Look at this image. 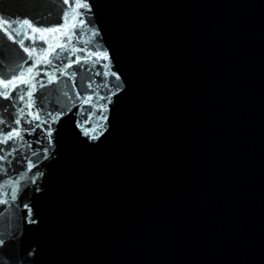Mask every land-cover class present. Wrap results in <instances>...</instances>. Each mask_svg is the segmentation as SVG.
<instances>
[{
	"label": "water",
	"instance_id": "obj_1",
	"mask_svg": "<svg viewBox=\"0 0 264 264\" xmlns=\"http://www.w3.org/2000/svg\"><path fill=\"white\" fill-rule=\"evenodd\" d=\"M89 3L83 40L109 53L119 87L98 139L78 126L91 116L87 104L53 125L42 175L0 204V219L11 221L0 256L7 264H264V0ZM65 7L0 0V23L35 17L58 27ZM55 87L37 85L38 107ZM12 112L0 100V117ZM5 168L0 183L22 170L14 160Z\"/></svg>",
	"mask_w": 264,
	"mask_h": 264
},
{
	"label": "snow or ice",
	"instance_id": "obj_2",
	"mask_svg": "<svg viewBox=\"0 0 264 264\" xmlns=\"http://www.w3.org/2000/svg\"><path fill=\"white\" fill-rule=\"evenodd\" d=\"M37 2L41 3L42 0ZM62 3L66 7L57 13L63 20V24L58 27L37 26L33 22L35 17L22 19L19 22L5 18L3 23H0V35L10 42L0 46V69H3L0 76L7 77L0 79V100L9 101L10 107L14 109L11 120L0 117V171L6 173L5 164L10 166L13 160L22 166L15 179L0 183V195L3 196L0 198V204L15 202L22 183H36L38 174L42 175L40 165L43 160L48 159L49 151L53 147V134L56 131L53 125L57 124L76 103L92 107L93 111L89 119L86 122L81 121L78 126L85 136L92 140L98 139V133L102 134L100 130L107 121V104L111 102V96L116 95L112 88L119 87L120 76L111 71L109 53L99 49L94 51L87 46L91 40L87 42L83 40L86 34L84 29L89 26L86 18V14L91 12L89 0H71V2L62 0ZM54 7V4L50 5V13L51 8ZM25 25L28 31H21L20 29ZM45 33L59 34L60 42L47 43ZM88 34L94 38L98 30L91 29ZM38 42H41L39 52H37ZM44 43H47V47L43 46ZM14 45L18 47H13ZM20 50L26 55H21ZM61 57L64 59L62 60ZM57 61L60 62L59 67L56 66ZM98 64L100 69H97ZM74 65L79 67L69 71ZM81 69L83 71L78 83L77 71ZM34 72L35 75H32ZM26 74L28 78H25ZM41 74H43L42 79L36 81V77ZM97 76L102 78L100 83L96 82ZM109 77H112L116 83L109 81ZM61 84L63 87L59 86ZM37 85L40 88L57 85L51 92L41 97L39 107L34 94ZM104 90L107 91V95L100 94ZM81 92H85V95L81 96ZM49 103L54 105L51 111L47 107ZM92 117H95L96 123L89 128L86 124L91 123ZM37 129L40 130V136L35 140L26 141L25 137L33 136ZM43 142H46V146ZM33 144L38 147L33 149ZM34 169L36 171H33ZM24 207L28 206L24 205ZM28 211L30 212L31 209ZM29 222L33 221L29 220ZM10 224V220L0 219V232L6 235L10 231ZM5 235H0V252L6 248ZM0 264H7L2 256H0Z\"/></svg>",
	"mask_w": 264,
	"mask_h": 264
}]
</instances>
